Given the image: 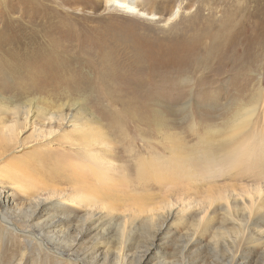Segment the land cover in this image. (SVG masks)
Here are the masks:
<instances>
[{
  "label": "rangeland",
  "instance_id": "rangeland-1",
  "mask_svg": "<svg viewBox=\"0 0 264 264\" xmlns=\"http://www.w3.org/2000/svg\"><path fill=\"white\" fill-rule=\"evenodd\" d=\"M2 1L0 13L12 16L50 12L82 43L80 48L78 40H68V53L88 65L102 57L105 63L85 66L73 92L62 87L51 94L27 87L29 77L0 70V214L14 225L0 217V264H182L183 246L193 237L202 240L190 250H199V264H264V206L255 214L261 226H242L251 209L244 204L251 205L248 197L264 187L263 156L232 172L236 178L227 174L209 187L196 180L192 187L203 188L185 194L151 182L140 188L133 181L127 193L119 185L110 203L72 198L74 173L66 169L79 160L70 143L79 139L77 126H103L126 153L124 165L148 150L168 156L170 140L194 151L207 130L216 142L224 139L222 133L254 105L256 88L264 86V52L256 62L242 63L256 20L264 18L242 7L257 1L134 0L139 14L111 0ZM230 16L237 29L226 35L222 25ZM102 35L106 54L97 44ZM54 113L66 122L47 120ZM68 133L70 140L63 136ZM227 204L235 220L224 213ZM56 216L65 222L53 234L44 225ZM25 229L42 241L19 231ZM94 249L97 260L88 258Z\"/></svg>",
  "mask_w": 264,
  "mask_h": 264
},
{
  "label": "bare ground",
  "instance_id": "bare-ground-1",
  "mask_svg": "<svg viewBox=\"0 0 264 264\" xmlns=\"http://www.w3.org/2000/svg\"><path fill=\"white\" fill-rule=\"evenodd\" d=\"M250 1L251 3L254 2V0ZM134 2V0H111L112 5L120 9L130 13H141ZM255 2V5L251 6L252 4L247 5L245 1V5L242 4L244 6L242 7V12H255L264 17V0H255ZM179 11V9L175 11L172 17H176ZM53 17V14H50V12L44 14L24 12L18 16L9 15L7 11L0 13V70L7 68L12 70L14 74L16 73L14 76L19 77L17 75L19 74L20 77H29L26 86L35 87L44 94H51L54 90H60L62 87L65 88L63 89L65 91L73 92L77 89L76 84L83 81V70L85 66L95 64L98 68H101L103 63H105V58L102 57L97 63H90V65H88L85 62H80L79 56H74L70 52L68 53V51L64 49L67 47L66 42L70 40L69 42L73 43L79 38L70 34L68 35V33H66L67 30L62 26V21ZM150 17L154 19L157 18L154 15ZM233 19L232 16L226 18L222 25V32L226 35H231V31L236 28V23ZM253 31L255 33L254 39L249 43L243 53L244 58L242 63L244 64L256 62L258 55L261 56L264 52V18L262 20L260 18L256 20ZM58 34L59 37H57ZM69 36L72 38L69 39ZM95 40L97 39L93 41ZM224 40H226V38ZM78 41L77 46L83 48L81 45L82 43L80 41V43H78ZM97 44L104 54L108 52L106 48L109 45L106 44L103 35L98 38ZM221 45L222 41L219 45L218 43H214L212 50L215 51ZM244 64L242 66H244ZM32 75L37 76L33 78L34 76ZM260 84L256 88L255 96H253L254 105L246 108L245 112L234 120L233 126L227 128L222 133L225 135L224 139L216 142V139L210 137L211 130H207L206 133H210L207 136L200 135V140L194 146V151H190L188 148L183 147L187 144H183L181 141L170 140L172 143L168 150V156L160 154L158 151L151 152V150H148L149 152L145 154L140 152L138 157L136 156L134 158L135 160H133L132 164L131 160L127 158V164L124 165L122 162L125 159L123 158L124 160L122 161V157L126 155V153H124L122 148L117 144V140L112 138L105 128H102L103 126L86 128L77 126L73 130V133H75V136L79 135V139L72 140L70 143L74 149L79 150V153L75 156L79 158V160L70 162V164L66 165V169L74 173L73 180L71 179V181L76 183V188L73 189L70 196L81 202L95 203L98 201H107L110 203V201L115 202L114 200L118 198L116 193L120 190L119 185L124 186L121 187V189L124 188L127 190L125 193H127L129 191L128 189L132 187L131 182L133 184V181L138 183L137 185H140V188L147 187L148 183L151 182L152 184L157 183L163 187L169 186V188L176 190L177 193L183 194L186 190L188 192L189 190L191 191V189H196V187L203 188L201 187L202 184L206 186L208 184L209 187L213 185V183H216L217 178L225 177L227 174L236 178V175H233L232 172L237 170V168L246 164H255L257 162L256 155L264 157V86ZM151 110L152 108L143 109L140 113L146 114V112L148 113ZM31 112V108L26 109V114L28 116ZM15 117L18 119L17 114H15ZM143 118H146V116L144 115ZM47 120H56L63 125L66 122V117L62 114L54 113L47 117ZM217 130L218 129H216V132ZM70 134L71 133L67 135L64 134L63 136L70 140ZM164 150H166V147ZM128 154L130 156L132 155L130 153ZM133 172L135 173V177L131 176ZM196 180L202 182L200 183L201 186L197 184L195 185L196 187H192L194 184L193 182ZM184 183L188 186L187 188H184ZM116 186H119L117 192ZM211 189L213 190V186L208 188V191L211 192ZM196 190L198 191V189ZM248 198L252 200L251 205L244 204V206L247 210H249V207L251 209L246 214V218L248 219L247 222L242 226L245 227L247 231H251V224H254L256 227L262 224L258 222L260 219L256 218L255 220V214L259 217V212L264 206V187L256 191L253 198L251 196ZM235 204V206L238 207V203ZM111 206L114 207L113 204ZM224 208V213L228 214L227 217L235 220L236 216L234 218L230 204H227ZM0 217L3 218L1 214ZM202 218L205 219V217ZM209 219L210 218H208V220ZM4 221L9 227H14L13 223L9 222L7 219H4ZM64 222L65 220L62 217H58L57 220L50 222V224L48 222L44 226L55 234L57 228L61 224L63 225ZM27 224H29V222ZM15 229H17V227H15ZM19 231L23 233L29 232L40 242L42 241L43 237L41 236V238L39 234H35V232L30 229ZM41 234L44 236L47 235L45 228L41 229ZM201 242L202 240L199 238L193 237L183 246L181 251L182 264L200 263L201 259L198 258L199 250L197 252H190V250L193 246ZM154 247L155 245L152 243L147 251L150 252ZM97 251L98 249H94L90 255L88 254V258L97 260L99 257V255L95 254ZM59 254H63V252ZM16 264H21V261ZM233 264H236L235 261Z\"/></svg>",
  "mask_w": 264,
  "mask_h": 264
}]
</instances>
